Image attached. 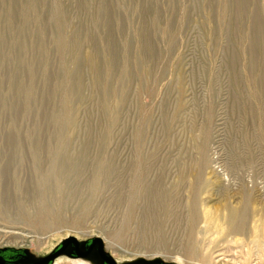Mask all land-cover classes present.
<instances>
[{"label":"rangeland","instance_id":"obj_1","mask_svg":"<svg viewBox=\"0 0 264 264\" xmlns=\"http://www.w3.org/2000/svg\"><path fill=\"white\" fill-rule=\"evenodd\" d=\"M57 1L0 0V3L3 2L0 4V131L5 130L4 124L12 118L26 146L22 161L13 162L11 165L8 163L10 149L6 146V136L4 132L0 133V206H3V202L7 205L10 200L15 203L10 208L7 207L8 210L4 208L5 205L2 207L5 211L0 208V251L14 250L12 252L20 254L22 250H26L31 257L39 259L52 254L71 236L81 243L100 237L106 251L119 264H144L143 261L154 259L173 264H264V232L261 237L253 232L257 225L264 228V142H260L257 137L251 139L248 147H240L239 151L244 153L232 152L228 147L229 124L232 123L235 129L253 131L256 126L252 115H257L259 107H264V80L261 78L264 54L259 44L254 42L256 33L258 35L264 31V0ZM59 3L62 13L68 19L63 31L57 29L54 18L55 6ZM28 4L32 7L27 10ZM32 10L36 12L35 15L31 13ZM38 28L43 31L42 34ZM76 28H79L80 35L79 43L74 44ZM238 36H241L244 45L239 43ZM59 37H63L68 44L66 56L60 49ZM86 42L87 45L93 43L91 50L94 49L97 57L98 76L95 83L91 81L88 73L90 62L86 60V51L89 45ZM245 46L253 47L257 64L253 69H245L246 72L239 70L240 78L234 79L225 67L226 51L232 48L238 62L242 64L245 57L242 47ZM211 47H214L213 51ZM200 49L207 52L206 56L210 60L213 59L211 62L213 61L215 79L212 89L208 86L205 75L196 77L193 74V66L200 58ZM165 55L169 71L166 69L167 72H164L165 79L160 84L162 89L159 96L144 92L140 103L148 106L156 101L162 103L163 100L167 102L164 103L168 110H160L154 117L159 130L155 129L153 122L144 127L143 143L151 146L157 144L165 148L170 145L173 140L171 132L176 127L170 125L169 112L174 105L172 100L177 95L182 98L184 110L197 112V115L184 117L189 123L193 121L196 132L202 134L206 118L208 119V115L212 116L208 162L202 168L199 164L191 167L180 186L181 201L186 212L192 206H197L199 218L196 216L195 225L191 227L184 224L151 234L144 225L132 223L131 232L120 242V239L115 241L111 233L114 234L116 229L121 228L122 215L120 210L112 206L87 210L73 201L64 207L57 204L53 216L42 222L32 209V214L29 211L25 214L18 213L21 212L17 206L18 201H26V194L33 193L37 187L40 173L37 176L35 169H41L42 172L50 169L49 157H44L46 160L42 159L40 163H33L31 149L36 143L42 148L59 144L61 126L57 124L54 115L63 105L62 92L66 81V100L72 119L66 137L72 143L69 165L75 169L76 163L83 160L82 133L87 126L86 112L94 103L100 104V109L102 105V113H108L115 125L111 129L114 137L109 148H119L120 124L125 115L122 97L132 91L136 81L143 78L144 70H158L164 63ZM54 87L58 90L52 93ZM32 92L35 95L30 98ZM235 103L240 107L238 112L235 110ZM232 115L245 116L241 126ZM109 118L105 119L104 124L110 122ZM92 143L89 140L84 145L87 148L93 147ZM99 155V161L106 165L109 161L107 154L105 156L100 151ZM195 155L196 162H199L201 154L197 151ZM7 165L18 173L3 172ZM116 169L111 176V185L117 184L116 178L121 175V171ZM79 179L72 186L78 185ZM14 183L18 185L19 191L13 190ZM48 191L53 193L50 195L54 199L58 195L56 199H62L60 194H55V188ZM14 208L17 210L15 214L12 212L15 211ZM232 211L246 216L245 227L234 229L235 226L230 222ZM207 212L212 214L211 218L205 216ZM32 217L38 218L36 220ZM186 217L189 218V215ZM5 231L15 234L5 237ZM121 235L120 238L123 237ZM80 259L85 264H104L93 254L78 258L63 254L53 264L56 261L63 263L71 260L73 264H79Z\"/></svg>","mask_w":264,"mask_h":264},{"label":"bare ground","instance_id":"obj_2","mask_svg":"<svg viewBox=\"0 0 264 264\" xmlns=\"http://www.w3.org/2000/svg\"><path fill=\"white\" fill-rule=\"evenodd\" d=\"M34 2H35V0H34ZM34 2H32V3H34ZM2 3L3 2H1L0 4H2ZM57 3H58V1H57ZM29 7L31 8L32 6H30L28 4L26 6V9L28 10ZM55 7L56 8L54 11V18L56 21V25L58 26L57 29H59L60 31L61 30L63 31V29L67 25V21H68L67 15L62 13V7H61L60 3L58 6L56 5ZM23 9L26 12V9L25 8H23ZM101 9H102V7H101ZM10 11H7V12H9V14H10ZM34 12L35 11H33L31 13L34 14ZM31 13H30V15H31ZM64 13H66V12H64ZM240 13H242V12H240ZM32 23H31V25H32ZM28 24L30 25V23H28ZM28 26H26V28ZM20 28L22 29L23 26ZM24 30L25 29H23V31ZM40 31L38 33L39 35H40ZM75 31L76 32H75V37H74L73 43L77 44V43H79L78 42V37L80 35L79 28L78 29L76 28ZM42 32L43 31H41V34H42ZM208 32H206V33H208ZM30 33H31V31H30ZM58 33H59V31H58ZM21 35H23V34L21 33ZM238 38L240 39L239 43L244 45V42H243V39L241 38V36H238ZM43 39L44 38L42 37V40ZM21 40L24 41L23 39H20V41ZM71 40H72V38H71ZM145 40L147 41V39H145ZM258 40L260 42H258ZM20 41H18V42H20ZM88 41H90V40H88ZM255 41H256V43L259 44L260 50L264 54V31H261L258 35L256 33V36L254 38V42ZM58 43L60 44V47H61L60 49H62V52L65 55L66 49L68 47L67 46L68 44H66V40L63 37H59ZM87 43L88 42H86V45H87ZM69 44H71V43H69ZM74 44H72V46H74ZM92 44L93 43H89L88 44L89 46L87 45L88 49L86 51V56H87L86 60L88 59V61L90 62V65H89L90 67L88 69V73L90 74L91 81L93 83H95L94 80L98 76V70H97V65H96L97 64L96 63L97 57H96V54L94 53L95 51H94V49L91 50V48L93 47ZM96 44H98V43H96ZM19 45H21V43ZM198 48H200V47H198ZM213 48H212V51H213ZM252 48H249V47L246 48V46H245V48L242 47V51L245 55L244 58L242 57L244 59V62L242 64H240L238 62V58L235 55L234 50L232 48L227 49L226 59H225L226 60L225 61V67H227L229 69V71L231 72V75L233 76L234 79L240 78V77H238L239 70L244 71L245 69L255 68L257 63H256V59H255V54L253 53L254 51H252L253 50ZM42 49H44V48L42 47ZM217 50H215V51H217ZM202 51H203L202 49L199 50L200 58H199V61L195 62V65L193 66L194 67L193 74L196 77L205 75V78L208 79V86H210L212 89V87L214 85V79H215V73H214V69L212 67L213 61L211 62V60H213V59L211 58V60H210V58H208V55L206 56L207 52H205V51H203L204 55H202ZM124 55H126V54H124ZM148 55H149V53H148ZM210 57H212V56H210ZM140 58H142V57H140ZM163 59H164V63H162V66L160 68H158L159 71L158 70L149 71L150 68L148 70H144L143 78H141V79L138 78L139 80L135 82L134 87H132L133 88L132 91L122 97L121 101H122V104L124 105L125 115L123 116V119H122L121 124H120L121 145L119 148H117V149L109 148V145H111L110 142L112 141V139L114 137V134H113V132H111V129L115 125L112 121V118L109 116L108 113L107 114L102 113V111H101L103 109L102 105H101L102 109H100V106H99L100 104L94 103V105L88 110V112H86L87 126L82 133V135H83L82 144H83L84 149L82 150V153H81V159H83V160L81 162L76 163L75 169L71 168V165H69V162L72 158V153L70 151L72 143L66 137L68 128L70 127V125H72V119H71L70 113H69L70 107H69L68 102L66 100L67 99L66 98V90H67L66 87H68L66 85L68 81H66V83L64 84L65 88L63 89V92H62L63 105L62 106L60 105L61 106L60 110L57 111L54 115L55 120L57 121V124L59 123L61 126V133H60V136L58 138L59 144L58 143H57L58 145L55 144L54 147L53 146L51 147L49 145L47 147L44 146L42 148L40 145H38L36 143L34 146H32L33 148L31 149V154L33 156V159H32L33 163L34 164L40 163V162H42V159L44 157H49V164H48L49 167L47 165L46 166L50 169H48V171L44 170L43 172L41 169H35L38 172L37 176L40 173V175L38 176L39 180L36 184L37 187H35L36 189H34V190L32 189L33 193L31 192V193L26 194L27 197L24 195V197L28 198V199L25 198L26 201H23V202L18 201L17 206L21 209V210H19L21 212H18V213H20V214L24 213L25 214L28 211L30 212V209H32V211H34V214H36V216L38 215L39 218L41 219V222H42V220L46 219L47 217H50L53 214L54 207L57 204H58L57 206H63L64 207V206H66L67 203L69 204L70 202L73 201V203L76 202V203H79L80 205H83V207L86 208L87 210L88 209L92 210V209L97 208V207L99 209H100V207L104 209V208H108V207L112 206V207H115V209L117 208L118 211L120 210L121 215H122L121 216L122 217L121 228H118L116 230L113 229V230H115V232H114V234L111 233L112 234L111 236H113V238L116 239L115 241L120 239L119 240L120 242H121V240H124V237L127 238L128 233L131 232L130 229L132 228L131 227L132 223L134 225L136 223L144 225L146 230L151 234H153L155 232H164L165 230H167L171 227H177L180 225L183 226L184 224L185 225L187 224L188 226H191V227L193 226L194 222L196 221L195 220L196 216L198 217V213H197L198 210H196L197 206L194 205V206H192V208L190 207L191 209L186 212L185 207L183 205V202L181 201L182 197L180 196V189H181L180 186H181V183L184 180V178L187 176L191 167H194V166H196V164H199L198 166H200L202 168L208 162V159H209L208 158V154H209L208 150H209V141H210V135H211L210 134V126H211L212 116L208 115L209 116L208 119L206 118L205 127H204L202 134L196 132L193 121L189 123V122H187V120H184V117H185V115H197V112L195 111L192 113V111L189 109L184 110L185 109L184 105L181 104L182 98H181V96L178 97V95H177L172 100L174 105L170 108V112H169L170 113L169 115H171L170 116V118H171L170 125H172V126L174 125V128L176 127V129L173 132H171V136H172L173 140L170 143V145H168V147L165 148V147H160L157 144H154L151 146V144H144L143 143V133L145 132L144 130L146 128L145 126L147 124H150L151 122H153V123H155V124H153L155 129L157 128V130H159L158 124L156 123L157 121L156 120H155L156 122L154 121V119H155L154 117H155V115H157V113H159L160 110L161 111H164L166 109L168 110V108H166V105H165V103H167V102L164 101L165 102L164 103L163 100H162V103L156 101L157 103L155 102V103L149 104L148 106L147 105L143 106L140 103L141 102L140 99H141L144 92H146V93L151 92L154 96L155 95H157V97L159 96L160 89H162V88H160V84L163 82V79H165L164 72L166 71V69L168 70L167 56L165 55L163 57ZM160 61H161V57H160ZM143 62H145V60ZM146 62H148V61L146 60ZM142 65H143V63H142ZM245 72H246V70H245ZM65 73H67V72H65ZM64 76H65V74H64ZM261 78L264 80V58H263V63H262ZM18 81H19V78H18ZM18 81H17V83H18ZM178 84H180V82L177 83V85ZM55 87L52 90V93H54V92H56V90H58V88H55ZM22 88H21V90H22ZM27 91H29V90H27ZM151 93H149V94L151 95ZM33 94H34L33 92H32V94L30 93L29 97L30 98H31V96L33 97ZM24 95H26V94H24ZM27 95H29V94L27 93ZM30 104H31V102H30ZM234 106H235V110L238 112L240 110V107L236 103ZM28 107H30V106H28ZM190 113H192V114H190ZM107 118H109L110 122L107 121L108 123L104 124V121ZM232 118L233 119L236 118L238 120V122L240 123V126H241V123L244 122L243 120H244L245 116H243V115H232ZM252 121H253L254 125L256 126V129H254L253 131L242 130L240 128L235 129L234 125L232 123L229 124L230 125V127H229L230 140H228V147L230 148V150L232 152L238 153L241 146L248 147L247 146L248 142L251 139L256 138V137L260 140V142H264V107H259L258 114L252 115ZM4 125L6 126L5 130H3V131L1 130L0 133L4 132V134L6 136V142H7L6 146H9V149H10L9 150L10 151V156H9L10 158H9L8 163L12 165L13 162H17V161L21 162L22 161V158L26 152V146H25V142H24L23 137L20 135L19 131L16 130V128H18V127H16V124H15L14 120H12V118H11V120H9L7 122V124L5 123ZM4 134H2V135H4ZM27 134H29V133H27ZM1 137H3V136H1ZM56 138H57V136H56ZM89 140H91L93 142L92 143L93 147L89 146L87 148V146H85L84 144L85 143L88 144ZM36 142H37V140H36ZM38 142H39V140H38ZM100 151L103 153V155L106 156V154H107V156H108L109 161L106 165H104L105 163H101L102 161H99ZM197 151L199 152V154H201V158H200L199 162H196V160H195V156H196L195 154ZM239 152H243V151H239ZM198 156H200V155H198ZM170 158H171V160H170ZM236 158H237V156H236ZM43 160H46V158ZM106 161H107V159H106ZM46 162H44V163H46ZM82 162H84V163H82ZM103 165L105 167L104 170H102ZM22 166H23V164H22ZM22 166L20 165V167H22ZM13 167H14V165H13ZM116 168H118V170L121 171V175L119 176V178H116L117 181L115 180L117 182V184L115 183L114 185H111V182H113V181H111L112 180L111 176L117 170ZM18 170H20V169H18ZM13 171H14L13 168H11V166H8V165L3 170V172L9 173V174L13 173ZM14 172L18 173L16 171H14ZM35 175H36V173H35ZM11 176H13V175H11ZM87 176H89V177H87ZM77 178H80L79 184L76 186H72V183ZM13 180L15 181V178ZM17 182H19V181H17ZM16 185L17 184L14 183L13 190L19 191L18 185L17 186ZM51 185H53V186H51ZM176 185H177V187H176ZM50 188H53V190L55 188V191H54L55 194L56 193L60 194V196L62 197L61 200L59 199L60 201H58V199H56V198H58L59 195L56 196V198L54 199L53 195H50L52 192L50 191V193H48L49 192L48 190ZM20 193H22V192H20ZM15 195H16V193H15ZM21 199H23V198H21ZM51 200H53V201H51ZM0 203H2V202H0ZM12 204H15V203H13V201H11V200L9 201V203H7V205H5L3 202L2 207H4V205H5L4 208H7V207L10 208V206H12ZM2 207L0 206V208H2ZM4 208H2V209L4 210ZM8 208H7V210H8ZM63 209H65V208H63ZM14 210H15V208H14ZM12 212L17 213V210H15V211L12 210ZM12 212H10V213L12 214ZM30 214H32V213L30 212ZM203 214L205 215V213H203ZM118 215H120V214H118ZM186 215H189V218H187ZM211 215L212 214H209L207 212L205 216H207V218H208ZM25 216H23V217H25ZM19 217H21V216H19ZM27 217L30 218V216H27ZM245 217H244V214H241L240 212H237V211L231 212L230 222L233 223V225L235 226L234 229H236V228L242 229L243 227H245L244 226L245 225V219H246ZM37 218H35V219L37 220ZM113 218H115V217H113ZM33 219H31V221ZM119 221H121V220H119ZM34 222H36V221H34ZM31 223H33V222H31ZM255 226H256V224H255ZM257 226L255 228L253 227L254 228L253 232H255L254 234L258 235V237H259L264 232L263 231L264 228L262 227L263 228L262 229L261 226H259V225H257ZM40 227H41V225H40ZM113 227L116 228L117 226H113ZM190 230H191V228H190ZM123 233H125V234L123 235ZM13 234H15V232L5 231V237L8 235L11 236ZM121 234L123 235V237L120 238L119 235H121ZM110 240H112V239H110ZM7 243H10V242H7ZM122 243H123V241H122ZM204 260H206V258ZM71 261H67V262H63V263H59L58 261H56L55 264H73V262H71ZM78 262H80L81 264H85V262L81 259L78 260Z\"/></svg>","mask_w":264,"mask_h":264},{"label":"water","instance_id":"obj_3","mask_svg":"<svg viewBox=\"0 0 264 264\" xmlns=\"http://www.w3.org/2000/svg\"><path fill=\"white\" fill-rule=\"evenodd\" d=\"M14 251V250H12ZM7 254L0 251V264H53L54 261L61 255L66 254L70 257H89L90 255L97 256L104 264H119L115 258L109 254L105 249V244L102 238L96 237L81 243L76 237L71 236L64 240L61 245L47 257L35 259L31 257L26 250H22L20 254L14 252ZM5 253V255H4ZM144 264H173L164 262L160 259L151 261H143ZM127 264H142L141 263H127Z\"/></svg>","mask_w":264,"mask_h":264},{"label":"flooded vegetation","instance_id":"obj_4","mask_svg":"<svg viewBox=\"0 0 264 264\" xmlns=\"http://www.w3.org/2000/svg\"><path fill=\"white\" fill-rule=\"evenodd\" d=\"M5 253H7V254H8L9 252H5ZM5 253H4V255H5ZM9 254H10V253H9Z\"/></svg>","mask_w":264,"mask_h":264}]
</instances>
